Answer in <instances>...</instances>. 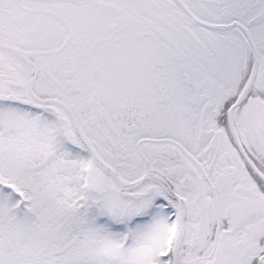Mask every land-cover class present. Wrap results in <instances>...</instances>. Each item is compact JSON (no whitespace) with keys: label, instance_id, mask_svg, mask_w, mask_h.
I'll return each instance as SVG.
<instances>
[{"label":"snow or ice","instance_id":"obj_1","mask_svg":"<svg viewBox=\"0 0 264 264\" xmlns=\"http://www.w3.org/2000/svg\"><path fill=\"white\" fill-rule=\"evenodd\" d=\"M0 264H264V0H0Z\"/></svg>","mask_w":264,"mask_h":264}]
</instances>
